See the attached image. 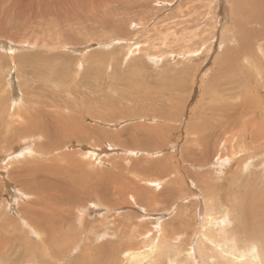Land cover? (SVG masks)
Returning a JSON list of instances; mask_svg holds the SVG:
<instances>
[{"label":"bare ground","instance_id":"bare-ground-1","mask_svg":"<svg viewBox=\"0 0 264 264\" xmlns=\"http://www.w3.org/2000/svg\"><path fill=\"white\" fill-rule=\"evenodd\" d=\"M87 2L89 9L83 12L80 11L79 0H0V50L7 49L10 52L8 56L12 57L9 60L11 63L14 62L12 66L26 67L27 73L36 74L33 79H28L30 82H24V78H20V87L9 86L10 88L7 87L8 89L5 90L6 94L0 96V263L63 262L70 250L50 255L55 258L50 262H47L46 257L41 254L43 248L47 246L50 248L47 244L52 241V236H36L37 232L30 229L33 235L31 237L35 241L32 243L33 246L27 245L22 249L18 247L13 249L12 236L18 235L20 239L23 234L19 229L25 230V227L34 226H37L38 231L44 235L41 222L48 225L50 221L60 227L57 234L62 235L66 230L72 229L71 227L66 229L67 218L72 217L75 221L77 219L81 222L83 229L90 226V233L93 236H86L87 239L83 241L87 240L91 247L86 244L84 252L78 248L80 250L77 251L78 256H74L73 263L72 261L70 263L94 264L101 251L93 247H97L101 239L100 226H115V229L118 227L117 224H110L117 218L108 215L109 211L119 212L122 206L126 207L133 203V208L143 215L142 220L145 215L150 217V214H146L147 210L153 211L154 205L159 206L161 202H168L183 191L182 182L185 175H191L187 167L191 170L194 165L197 169H208V178H216L215 182L223 180L226 185L224 188L216 183L209 185L199 180L197 186L200 189L194 186L198 190L194 189L196 195L193 198L204 200L203 207L201 208L200 204V209L196 212L200 218L203 215L201 220L197 219L199 222L203 220L201 239L209 248L208 253L204 255L199 253L200 260L196 257L193 247L187 244L185 250L181 247L183 253L181 252L179 258L180 250L177 245L175 250L169 251L172 252L170 260L167 261L171 240L167 239L168 248L164 246L166 240L159 242L158 245L155 244L156 242L153 244L152 241L150 243L147 241L149 244L146 243L145 249L138 245L136 248L129 243L131 246L126 245L129 251L123 255L124 258L118 264H162L161 258H164L167 264H229L230 260L231 264H264V244L258 245L256 252L255 247L250 245L252 237L254 240L264 239V226L262 227V220H258L264 218V164L260 158L248 159L249 155L257 152L255 149L264 146V102L257 94L261 86H264V0H206L199 6L196 4H200L201 0H194V3L193 0H187L177 5V10L168 14L170 16L161 17L160 22L165 25L160 36L172 34L178 25L192 18L202 23L204 27H209L206 34L207 37L211 35V40L206 44L207 52H213L215 47L220 48L221 43L217 42L220 36L223 37L225 41L223 45L226 48L222 59L214 63L217 73L206 83L208 96L202 95L192 111L188 108L191 104L189 98L179 100L176 111L170 114L162 112L173 107L172 103L178 100L176 96H179V92L176 87L160 90L148 86L150 90L147 92L137 89L128 93L131 89L130 82L125 77L117 79V76L123 75L122 71L116 68L107 72L109 75L106 74L107 82L110 84V87L107 86L105 89L107 93L102 92L100 98L97 89L94 88L96 92L92 103L90 98H85L84 101L87 103L76 104L69 98L71 89L64 80L57 83L56 79L45 75L53 74L56 55H53L52 59L41 56V59L38 54L26 53L21 56L13 51L37 47L48 49L49 46H52L49 51H54V47L62 45L63 40L64 44H68L65 42L66 38L63 37L61 42L60 38L56 37L57 34L67 32V27L61 18L67 19L68 13L72 15V20L75 16L89 17L99 28L98 31H94L95 28L89 31L104 33L107 25L111 29L121 25L123 22L121 16L131 14L133 9L135 11L139 9L140 12L142 9V14H146L144 8L148 7V3L150 6L153 4L170 8L172 7L170 3H176V0H87ZM71 3L74 7L68 9ZM140 6L141 8H137ZM183 9L185 10L182 11ZM24 11L27 13L24 19L25 25L24 29L20 30L18 22L24 17ZM9 12L11 13L8 16ZM108 13H110L109 19L108 16L105 17ZM160 13V10L153 12L154 18L157 19L156 16L161 15ZM208 14L211 16L208 17L207 26L203 23V17ZM11 16L13 17L10 18ZM171 16L178 20L172 21ZM195 16L198 17L197 20ZM38 18H41V21L36 22L37 24H45L50 20V23L43 28L47 34L45 38L37 36L40 29L34 26L36 24L34 22ZM140 20L142 21L141 17ZM66 23L69 26L70 21ZM221 24L229 28L228 31L223 35L215 34ZM8 30H10L8 35L13 41L10 43L4 41ZM22 31L27 37L26 41H18L11 34L18 32L22 34ZM181 33L186 34L184 31ZM70 37L69 42L81 44L79 33L70 34ZM195 40L194 36L186 37L187 42ZM129 49L128 46L121 61L122 64L127 63L126 68H131L134 63V61L127 62L130 59ZM202 49L203 46L200 50ZM75 50V53L83 51ZM147 51L146 48L138 50L148 53ZM196 53L198 51L193 50L189 53H178L177 56L187 58L188 55ZM91 55H85L84 60ZM169 56L175 57L174 54H169L167 57ZM108 57L110 56H106L107 59ZM159 59L158 57L157 60ZM226 59H230L232 64L224 65ZM86 62L89 63L88 60ZM136 62L138 63L133 64L135 74L140 75V72L146 70L139 66L142 64L141 59L138 58ZM205 63H208V59ZM66 70L71 69L66 68ZM231 70L237 71V75L239 71V75L233 76L229 73ZM123 74L126 75L124 72ZM6 77L8 74H4L1 78L4 84L8 80ZM249 77L255 82L251 83ZM134 81L137 83V80ZM18 92L22 96H19ZM222 95L224 98L221 97ZM213 103L215 106L211 108ZM58 106L63 110L59 109L57 115H53L51 109ZM65 109L68 111L67 116L63 115ZM71 125L75 132L69 137L65 135L62 137L65 141H59L57 145L64 148V153L58 152L57 138L65 129L68 134L70 131L66 127ZM103 126L112 127L113 130L104 129ZM231 134L236 139H240V142L234 140ZM74 138L76 141L73 140ZM167 150L176 152V155L167 153ZM238 152L246 153V159L242 157L237 161L240 159ZM155 155L157 156L155 160L150 158ZM167 162L172 163L169 169L166 167ZM170 176L173 179L168 180ZM38 177L40 179L37 182ZM190 178L188 181L191 185ZM192 181L195 183V180ZM178 196L181 197L177 198L180 203L190 199L185 197L187 193ZM140 220L139 218V222ZM1 224L9 227L13 235ZM140 224L144 226V223ZM126 227L125 233L128 232L129 225ZM260 229H262L260 234L255 233ZM135 233H137L136 229L132 234ZM231 234L250 237V239L243 240L246 246L240 245L237 241L238 250H235L232 240L227 241ZM42 237L50 241L47 242V239ZM214 238L221 240L215 241ZM38 241H40L39 247H37ZM45 245L47 246L44 247ZM212 250L220 253L218 260L221 262L217 261ZM114 251L108 253L114 254ZM250 252H255L253 259L250 258ZM233 256L238 257L241 262L235 263L236 258Z\"/></svg>","mask_w":264,"mask_h":264},{"label":"rangeland","instance_id":"rangeland-1","mask_svg":"<svg viewBox=\"0 0 264 264\" xmlns=\"http://www.w3.org/2000/svg\"><path fill=\"white\" fill-rule=\"evenodd\" d=\"M183 1H187V0H176V3H170V4H172V7H170V8L164 7V6L159 7V6H156L153 4H152V6H150L148 3L147 4L148 7L144 8L145 12H147L146 14L145 13L142 14V9H141V12L138 11L139 9L136 10L138 13L135 11V9H133V12L131 14H128L126 16H121V19L123 20L121 25H119L118 27H116L114 29H111L110 26L107 25L104 33L103 32L92 33L91 31H89V30H94V28H95L94 31H98V29H99L98 26L95 23H93L92 20L89 19V17L75 16L73 18L74 20H72L71 19L72 15L70 13H68L67 19L61 18V20L65 23V25L67 27V29H66L67 32H65L63 34H57L58 36H56L57 38H60L61 42L63 40V37H64V39L66 38L65 42H67L68 44H64L63 43L64 40H63L62 45H59L58 47H54V49H53L54 51H49L50 48H52V46H49L48 49L43 48V47H37L35 49L27 48L26 50L14 49L13 51H16V53L18 55H21V56L23 54H26V53L27 54L31 53V55L38 54L40 56V58H41V56H44L47 59H52L53 55H56L57 61H55V62L57 64L55 63V65L53 67V70L55 73L53 72V74L48 73L45 75L53 77L54 80L56 79L57 83L64 80L67 83L66 85L69 86V88L71 89L69 98L73 99V102H75L76 104H79L80 102L87 103L86 101H84L85 98H90V103H92V98L94 97V94L96 92L94 90V88L97 89L98 96L100 98H101L100 95L102 94V92L107 93V91H105V89L107 88V86L110 87V84L107 82V79H106V77H108V75H109V73H107V72H111L113 70H116V68H117L118 70H120V72L122 71V75H123V76H117V79H119V78L121 79V78L125 77L130 82L131 89H129L128 93H130L131 90H137V89H140L142 91L147 92L148 90H150V88H148V86H150L152 89L158 88L160 90H162V88H166V87H172V88L176 87L177 91L179 92V96H176V98L178 100H176L174 103H172L173 107H170V109L163 110L162 113H165V114H170V112L174 113L176 111L177 107L179 106V100H185L186 98H189V102L191 104L188 105V108H189V111H192L196 107L197 101L200 100L202 95H204V97L208 96L207 89H206V86H207L206 83H208L209 79L217 73V71H216L217 69L214 68L215 67L214 63H215V61H219L222 59V57L224 56V51L226 50V48L223 45L225 41H224L223 37L220 36L219 37L220 40H219V38H218L219 41L217 40V42L219 44L221 43L220 48L215 47V50L213 52L212 51L207 52L206 44L209 40H211V35L209 37H207V34H206V30L209 27H204L202 25V23H198L197 21H195L192 18H190V20H188V21H183L180 25H178L176 27V29L172 32V34H169L168 36L167 35L160 36L162 28L165 25V23L160 22L161 17L168 15V14H171V13H174V11L177 10V5L179 6ZM205 2H206V0H201L200 4H196V5L199 6ZM79 3L81 4V6H80L81 10L80 11L84 12L86 9H89L87 6L88 5L87 0H79ZM193 3H194V0H193ZM108 6L111 7L112 5H108ZM73 7H74L73 3H71L68 9H72ZM137 8H141V6L137 7ZM156 10H160V12H161L160 13L161 15L156 16L157 19H155L154 15H153V12H155ZM184 10L185 9H183L182 11H184ZM10 13L11 12H9L8 16L10 15ZM26 15H27V13H26V11H24V17L21 18L20 21L18 22L20 27H21L20 30L24 29L23 28L25 25L24 19L26 18ZM107 16L109 19L110 13H108L105 17H107ZM133 16H134L135 20H134ZM168 16H170V15H168ZM209 16H211V14H208V15L203 17V20H204L203 23L207 26H208L207 20H208ZM12 17L13 16H11L10 18H12ZM140 17H141L142 21L140 20ZM194 18L196 20L198 19L197 16H195ZM170 19L172 21L178 20L174 16H171ZM39 21H41V18L35 19L34 23L39 22ZM67 21H70L69 26L66 23ZM121 21L119 23H121ZM14 22H15V20H14ZM48 23H50V20H48L45 24H37V23L34 24V26H36L40 29L39 34L37 35L38 37H40V38L47 37L46 31L43 28ZM136 23H137V25H136ZM134 27H137V28H134ZM129 28H131V30ZM217 29L219 32L215 31L214 33L215 34L220 33L223 35L228 31L229 28H227L226 26H223L221 24ZM9 31L10 30L7 31V35L5 36L6 39L4 40L8 43L13 42L10 38V35H8ZM85 31H86V33H83ZM182 31H184V33L186 32L187 35L182 34L181 33ZM23 32L24 31H22V34H21V32H18L16 34L15 33H11V34L18 41H26L27 37H25L23 35ZM73 33L74 34L79 33V35L81 37V44L80 45L73 44V43L69 42L71 39L70 34H73ZM188 35L196 37V40L191 41V42H187L186 37ZM117 45H118V47H117ZM135 45H137V46H135ZM128 46L130 48L129 49L130 50V59L127 60V62H131V61L133 62L134 61V63H132L131 68H126L127 63H125V64L121 63V61L123 60L124 51L127 52ZM169 46H171V48ZM202 46H203V49L201 51L200 49ZM108 48H110V49H108ZM145 48L148 49V51H147L148 53L138 52V50L141 51ZM75 49H77V50L82 49L83 51H81V52L77 51V53H75L76 52ZM193 50H197L198 53L188 55L187 58H179L177 56L178 53H189V52H192ZM94 53L97 55H94ZM117 53H119V55L121 53L122 54L119 57V55ZM8 54H10V52H8L7 49L0 50V56H2L1 57V66L3 67L2 68L0 66V81L2 83V86L0 87V90H1L0 96L1 97H3L6 94L5 90L8 89L7 87H9V86L11 88L20 87V78L21 79L24 78V82L25 81L30 82L28 79H30V78L33 79V76L36 77V74L31 75V72L27 73L28 69L26 67L20 68V67L12 66V65H14L13 64L14 62L11 63V61H9L12 57L8 56ZM17 54H14V55H17ZM84 54L85 55H88V54L91 55L92 54L91 55L92 57L90 56L89 58L84 60V58H83L85 56ZM169 54H174L175 57L174 58H172L171 56L167 57ZM108 55L110 56V57H108L109 59L106 58V56H108ZM14 57H16V56H14ZM99 57H100V59H99ZM158 57L160 58L159 60H157ZM138 58L142 60V64H139V66L141 67V69L145 68V70H146V71L140 72V75H139V73L135 74V70L133 67V64L135 65L136 63H138V62H136V61H138ZM2 59H3V61H2ZM206 59H208L207 64L205 63ZM87 60L89 61V63L86 62ZM93 60H94V62H93ZM90 61H91V63H90ZM98 61H101V62L97 63ZM62 62H64V63H62ZM18 63H20V62H18ZM60 63H61V65H60ZM94 63L97 64L98 66H96ZM73 64H75V65H73ZM223 64L228 65V64H232V63H231L230 59H226L223 62ZM70 65L72 68L70 67ZM92 66L93 67L96 66V67L92 68ZM66 68L71 69V70H66ZM69 71L70 72L72 71V72L69 73ZM7 72H9V73H7ZM123 72L126 73V75L123 74ZM68 73L70 74V78H69ZM229 73L233 74V76L239 75V71H238V75H237V71H234V70L229 71ZM1 74H3V75H1ZM4 74L5 75L8 74V77H6L8 80L5 82V84H4V82H2V79H1V78H3ZM94 74H96V75H94ZM106 74H108V75H106ZM141 74H143V75H141ZM41 76H43V74H41ZM134 80H137V83ZM249 80L251 81V83L255 82V80L252 77H249ZM3 84H4V86H3ZM101 84H103V85H101ZM117 84H119V83H117ZM24 85L26 86L25 83H24ZM120 85H124V84H120ZM263 89H264V86H261V88L257 91L259 99L262 102H264V91H263ZM25 91H26V87H25ZM44 93H47V92L44 91ZM18 94H19V96H22L19 92H18ZM221 97L224 98L223 95ZM67 98L68 97H66V100H68ZM61 105L63 106L62 102H61ZM214 106H215V103H213L211 108H213ZM166 107H168V106H166ZM59 109H62L61 106H58V108H55V109H51L52 114L57 115V111ZM67 113H68V111L65 109L63 115L67 116ZM212 113H215V112H212ZM189 116H190V114H189ZM166 125H169V123H166ZM103 127H104V129L113 130L112 127H105V126H103ZM66 128L70 132L67 134L66 129L63 130L61 132V135L57 138V142H56V149L58 150V152H62V153H64V151H63L64 148H62L61 146H59L57 144L59 143V141H65L64 138L62 139V137L64 135L66 137H69L70 134L75 132L73 125L67 126ZM230 136H234V135L231 134ZM233 139L238 140L240 142V139H236L235 136L233 137ZM73 140L76 141V138H74ZM179 148H180V145H179ZM255 150L257 152H255L252 155H249L248 159L250 160L253 158H260L263 160V164H264V146L257 148ZM167 151H164V152L173 153L174 155H176V152H172L169 150H167ZM227 156L228 155L226 154L225 157H227ZM138 157H141V156H138ZM155 157H157V156L155 155V156L150 157V158H153L155 160ZM242 157H245V159H246V153L238 152V158H240V159H237V161L241 160ZM171 166H172V163L167 162L166 167L171 168ZM187 168L189 171H191V175L190 176L185 175V179L182 182L183 191L180 193V194H185V195L187 193V196H185V197L187 199L190 198L189 200H186L187 202L184 200V202L182 201L183 203L182 202L180 203L179 202L180 200L177 198H181V197L178 196V195H180V194H178V195L174 196L172 199H170L168 202H161V204L159 206L154 205L152 207L153 211L147 210L146 214H150V217H146V215H145V218L143 220H142L143 215H141V213L137 209L133 208L132 201H131L132 205L128 204V205H126V207L122 206L121 207L122 210L119 209V212H118V210H115V211L113 210V212H110L108 210L109 211L108 215L110 214L112 217L117 218V220H115V222L110 223V224H112V225L117 224L118 227H117V229H115V226L114 227H111V226L109 227L108 225H104V226L101 225L100 226L101 239L98 242L97 247L93 246L95 248H98V250H101L96 257V260L94 261L96 264H111V263H114V261H115L114 264H118V262L124 258L123 255L127 251H129L128 246H126V245L131 246L133 244L134 247H136V248H138L137 247V245H138L141 248L143 247L142 249H145L144 247H146V245L149 244L151 241L153 242V244L156 242L155 244L158 245L159 242L162 243V242H164V240L167 241V239L171 240V243L172 242L175 243V244L172 243V244H174L175 247L170 243L169 248H168L169 241H167L165 243L164 246L168 248V252L170 250H172V251L175 250L177 248V245L179 246V250H180L179 258L182 255L181 252L183 253V250H185V248L187 247V244H189L191 248L193 247V250L196 254V257L199 259L201 258L199 253H201V255L208 253L209 248L204 244V242L201 239L202 238L201 230H202V226H203V224H202L203 220L200 222H199V220L202 219L203 215L200 218L196 212L197 209H200V204H201V208L203 207L204 200L201 199V201H199L198 199L193 198L196 195L194 192V189H195V191L200 189L197 186V183L199 180H201L202 182H206L209 185L216 183L219 186H223L224 188L226 187V185H225L223 180L215 182L216 178H212V177L208 178L207 177V175H208L207 170L208 169H206V168L197 169L194 165H192L191 170L189 167H187ZM172 176H170V178H168V180L173 179ZM189 177H191L189 179L191 181V185L189 184V181H188ZM39 179H40V177H38L36 179V181L38 182ZM192 180H195V183ZM164 185L162 186V188H164ZM195 185H196V188H198V189H196L194 187ZM190 186L193 188H191ZM159 190H161V189H159ZM204 191L208 192V190H204ZM5 198L6 197H4V199ZM186 198H184V199H186ZM27 201H29V200H26V202ZM197 202H199V204ZM100 206H103L106 209H110L104 204H100ZM173 207H174V209H173ZM175 211H176V213H175ZM202 212H203V209H202ZM112 213H114V214L112 215ZM125 215L126 216L128 215L130 217H128V216L126 217ZM156 216H157V218H156ZM139 218L141 219L140 222H139ZM197 218H199V220ZM179 219H181V220H179ZM130 220H131V223H129ZM149 220H153V221L151 222ZM258 220H262L261 222H262V227H263L264 226V218H262V219L260 218ZM177 222H179V223H177ZM140 223H144V226H143V224H140ZM41 224L44 228V235H42L38 231L37 226H34V227L29 226L30 228L25 227L26 228L25 230L23 228L19 229L20 233L23 235L21 236L20 239H19L18 235H16V234H15L16 236H12L14 238L13 239V242H14L13 249L16 247L22 249L23 247H25L27 245L33 246L32 243H33V241H35V239L31 237L33 235L31 234L30 229H33L37 232L36 236H52V241H50L46 237H42V238L47 239L46 240L47 242L50 241V243L47 244L50 246V248L47 245H45L44 247L47 246L49 249L47 247L43 248V246H42L43 249L41 251L42 256H44L46 258L49 257V259L45 258V260L47 262H50L51 260L55 259V258H53V256L51 257L50 255H52L54 253L59 254L60 252H66L67 250H70L69 254L64 258L63 262H58V264H71V263H73L74 256H76V255L78 256L77 251L80 252L79 249L82 250L81 252H84L85 245L88 244L90 246V244L87 240L85 242H83L85 239H87L86 236H93L92 233H90V226H88L86 229H83L81 227V222L78 221L77 219L75 221V219H73L72 217L67 218L66 229L68 227H71L72 229L66 230L62 235L57 234V231L60 228L57 224H54L51 221L48 223V225H44L42 222H41ZM128 225H129L128 232L125 233L124 229H126L127 228L126 226H128ZM139 225H141V226H139ZM1 226H2V224H1ZM2 227L7 228L6 226H2ZM7 229L10 232V234L13 235L12 230L9 227ZM135 229L137 230V233L139 234V236L137 233H135L136 235L132 234V232ZM97 230H98V228H97ZM261 230L262 229L257 230L255 233L259 232V234H260ZM263 230H264V228H263ZM152 231H154V232H152ZM155 233L158 236L155 235ZM159 233H160V235H159ZM2 234H4V233L2 232ZM168 235L169 236L172 235L173 237L175 235V238H173L172 236L168 237ZM154 236H156V237L154 238ZM158 237H160L161 239ZM171 238H173V239H171ZM74 239H76V240H74ZM162 239H163V241H162ZM214 239H215V241L221 240V238H214ZM248 239H250V237L233 236L231 234L229 236V238L227 239V241L232 240L233 245H234V249L238 250V246L236 244L237 241H239L240 245L244 246L245 244L243 243V240H248ZM79 240H81V241H79ZM157 240H158V242H157ZM250 240H251L250 241L251 244L250 243L249 244L255 247V252H256V249L258 248V245L261 246L262 244H264V239L259 240L258 238H256L254 240V238L252 237ZM147 241H149V243H147ZM39 243H40V241L37 242V245H38L37 247L40 246ZM113 243H114V245H113ZM118 243H120L121 246ZM129 243H131V245ZM115 244L117 246H115ZM122 244H123V246H122ZM52 247H53V249H52ZM55 247H56V249H58V251L55 249ZM181 247H183L182 251H181ZM194 247H195V249H194ZM46 250H47V252H46ZM103 250H105V251L107 250V251L103 252ZM113 250H115L114 254H116V255L110 253ZM108 251H110V252L108 253ZM3 252H5L7 254L10 253V251H3ZM171 252H169V255L166 256V258L168 257L167 261L170 260L169 258H170ZM255 252H250V258L251 259L254 258ZM184 253H186V252H184ZM212 254L217 259V261L221 262V260H218V257H220V253L218 251L212 250ZM69 257H71L72 259ZM115 257H117V259H119V260H117V259L115 260ZM233 257H235V256H233ZM66 258H68V259H66ZM110 258H113V259H110ZM235 258H236V260L235 261L233 260L235 263L241 262V261H239L238 257H235ZM161 263L167 264V263H165L164 258H161ZM229 264H231V260H230Z\"/></svg>","mask_w":264,"mask_h":264}]
</instances>
